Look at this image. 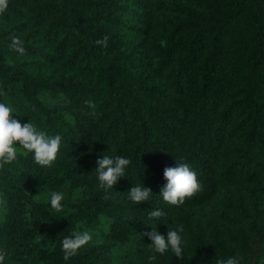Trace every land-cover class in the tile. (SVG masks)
Listing matches in <instances>:
<instances>
[{
	"label": "trees",
	"instance_id": "1",
	"mask_svg": "<svg viewBox=\"0 0 264 264\" xmlns=\"http://www.w3.org/2000/svg\"><path fill=\"white\" fill-rule=\"evenodd\" d=\"M105 36L106 44L96 43ZM147 36L146 50L134 48ZM0 83H21L26 104L19 120L62 137L50 165L20 150L0 168L4 264H109L116 242L150 230L148 211L162 208L161 223L180 225L184 235L198 227L194 209L224 186L249 192L245 227L234 237L240 264L263 263L264 0H6ZM42 90L65 96L68 105L44 104ZM104 153L132 161L108 191L94 174ZM176 158L195 169L201 188L168 205L159 188L163 168ZM66 181L81 189L71 212L35 201ZM139 182L153 194L134 205L126 191ZM99 214L112 218L103 242L87 243L65 260L61 239L79 223L94 227ZM40 232L49 249L36 242ZM169 263L165 254L153 262Z\"/></svg>",
	"mask_w": 264,
	"mask_h": 264
},
{
	"label": "clouds",
	"instance_id": "2",
	"mask_svg": "<svg viewBox=\"0 0 264 264\" xmlns=\"http://www.w3.org/2000/svg\"><path fill=\"white\" fill-rule=\"evenodd\" d=\"M6 6V0H0V10ZM107 36L102 40H97L96 43L107 42ZM13 47L16 51L23 53L24 48L18 38L13 37ZM16 113L13 106L8 100L0 99V168L17 159L18 152L23 150L30 153L34 161L41 166L50 165L56 158L57 152L61 145L62 137L60 134H49L45 130L39 128L35 123L19 120L16 116L10 115ZM18 142V144L16 143ZM132 161L126 155L103 154L97 158L95 164V178L99 186L105 191L112 190V186L119 178L128 175V169ZM164 183L159 188V198L168 205H180L186 197L201 188V184L197 179V172L184 159L176 158L175 166H165L163 168ZM153 192L150 188L145 187L140 182L132 184L126 191V199L134 205L140 202L150 200ZM65 199V194L62 191L49 192V205L57 212L64 208L62 201ZM6 207V201L0 194V209ZM148 220L146 224L150 226V230L145 231L142 235L146 237L150 243L147 247L151 250L146 258L147 264H153L157 260L158 254L163 255L170 251L178 258H182L186 247V242L182 237L183 231L180 225L168 227L166 234L160 233L157 230V224L161 223L166 212L162 208H154L147 212ZM102 226L107 229L108 222L101 220ZM93 232L88 229L73 230L70 235H65L61 241V249L63 257L67 260L75 255L78 250L85 246L93 239ZM133 236L129 243L124 246V249L136 254L134 249L139 244V240ZM143 245H140L142 247ZM121 250H117L116 259H120ZM4 254L0 253V264H4ZM215 264H240L238 255H230L226 258H218Z\"/></svg>",
	"mask_w": 264,
	"mask_h": 264
},
{
	"label": "rangeland",
	"instance_id": "3",
	"mask_svg": "<svg viewBox=\"0 0 264 264\" xmlns=\"http://www.w3.org/2000/svg\"><path fill=\"white\" fill-rule=\"evenodd\" d=\"M157 25V24H155ZM148 36L144 40L137 41V45L134 48L138 50L143 48L147 49L149 43ZM1 99H7L13 106L16 113L10 115L18 118L19 108L21 105L26 104V100L23 97L21 83H16L13 87H3L0 83ZM41 101L50 106L63 108L68 105V100L62 95H51L47 91L42 90L39 93ZM264 159V148H263ZM50 191H62L65 194L64 208L57 212L52 209V212L67 214L72 211L71 205L76 203L81 198V189H71L69 182L66 181L63 184L54 187L52 189H46L42 191L34 199L37 202L49 205V192ZM249 192L246 188L224 186L218 189L214 198L205 205L197 207L193 211V218L196 221L198 227L191 225L189 230L182 235L186 242L183 258H185L186 264H215L216 259L226 258L230 255H238L240 262H242L241 253L234 237H236L245 227V222L242 218V209L248 202ZM5 207L0 209V222L3 218ZM108 222V227L102 226L101 220ZM112 224V218L99 214L97 217L96 225L92 228H87L82 224H77L75 230L88 229L93 232V239L88 242L90 244H100L103 242L105 235L109 232ZM167 226L169 224H162L158 228V232L166 234ZM144 232L136 235L140 242L145 237L142 235ZM135 236V235H134ZM125 243L116 242L110 249V255L108 258L109 264H147V256L151 254V250L147 247L150 243L148 239H145L143 244H138L134 249L135 255L130 251L124 249V246L129 243L130 239ZM36 242L40 247L50 248L49 241L45 237L44 232L36 233ZM140 245H143L140 247ZM120 249V259L117 260V250ZM171 261L169 264H184L181 263V258L176 257L170 251L164 253ZM264 264V261L263 263Z\"/></svg>",
	"mask_w": 264,
	"mask_h": 264
},
{
	"label": "built area",
	"instance_id": "4",
	"mask_svg": "<svg viewBox=\"0 0 264 264\" xmlns=\"http://www.w3.org/2000/svg\"><path fill=\"white\" fill-rule=\"evenodd\" d=\"M0 253H2V252L0 251Z\"/></svg>",
	"mask_w": 264,
	"mask_h": 264
}]
</instances>
